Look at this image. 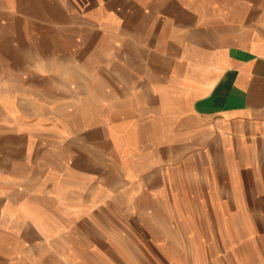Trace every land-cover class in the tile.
<instances>
[{"label":"rangeland","instance_id":"obj_1","mask_svg":"<svg viewBox=\"0 0 264 264\" xmlns=\"http://www.w3.org/2000/svg\"><path fill=\"white\" fill-rule=\"evenodd\" d=\"M141 1L0 0V264H264V211H242L264 197L223 165L161 179L96 106L106 33L166 20Z\"/></svg>","mask_w":264,"mask_h":264},{"label":"crops","instance_id":"obj_2","mask_svg":"<svg viewBox=\"0 0 264 264\" xmlns=\"http://www.w3.org/2000/svg\"><path fill=\"white\" fill-rule=\"evenodd\" d=\"M152 2L166 5L157 14L165 22L148 26L144 12L137 29L116 26L106 33L111 56L95 59L96 106L107 109L113 123L131 127L116 141L123 138L159 172L165 164L183 170L195 165L194 172L206 164L213 173L223 165L241 196L262 199L264 0ZM120 42L126 53H119ZM54 65L51 58L46 67ZM242 211L264 208L255 203Z\"/></svg>","mask_w":264,"mask_h":264}]
</instances>
